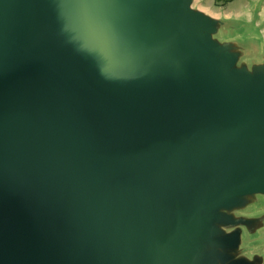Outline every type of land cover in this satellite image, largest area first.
<instances>
[{"label": "water", "instance_id": "obj_1", "mask_svg": "<svg viewBox=\"0 0 264 264\" xmlns=\"http://www.w3.org/2000/svg\"><path fill=\"white\" fill-rule=\"evenodd\" d=\"M0 0V264H264V0Z\"/></svg>", "mask_w": 264, "mask_h": 264}, {"label": "rangeland", "instance_id": "obj_2", "mask_svg": "<svg viewBox=\"0 0 264 264\" xmlns=\"http://www.w3.org/2000/svg\"><path fill=\"white\" fill-rule=\"evenodd\" d=\"M235 0H229V1H226V0H206L204 2V6L205 7H208L210 9H212L213 11H219V9L222 7V6H227L229 5L228 8H232L234 7L233 6V3H236L234 2ZM232 3V4H231ZM240 3V2H239Z\"/></svg>", "mask_w": 264, "mask_h": 264}, {"label": "crops", "instance_id": "obj_3", "mask_svg": "<svg viewBox=\"0 0 264 264\" xmlns=\"http://www.w3.org/2000/svg\"><path fill=\"white\" fill-rule=\"evenodd\" d=\"M234 2L236 3H233L234 7L232 8H228L230 4L227 6H222L226 8L227 13H241L249 6V0H235Z\"/></svg>", "mask_w": 264, "mask_h": 264}, {"label": "trees", "instance_id": "obj_4", "mask_svg": "<svg viewBox=\"0 0 264 264\" xmlns=\"http://www.w3.org/2000/svg\"><path fill=\"white\" fill-rule=\"evenodd\" d=\"M226 1H229V0H226Z\"/></svg>", "mask_w": 264, "mask_h": 264}]
</instances>
